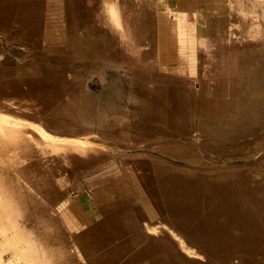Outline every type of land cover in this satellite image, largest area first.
<instances>
[{"label": "bare ground", "instance_id": "6f19581e", "mask_svg": "<svg viewBox=\"0 0 264 264\" xmlns=\"http://www.w3.org/2000/svg\"><path fill=\"white\" fill-rule=\"evenodd\" d=\"M60 2L64 1L0 0V32L7 38L20 39L24 52L31 53L15 65L0 60V156L8 158L6 163L0 161V264H118L122 256L123 264H226L224 254L239 257L242 252L235 251L240 246L233 234L262 236L264 222L244 213L243 207L236 209V203H230L224 191L214 187L213 181L223 184L230 176L225 175L228 170L213 177L209 171L206 178L211 182L205 185L182 186L177 177L183 173L194 179L196 171L144 154H111L83 143L85 140L78 135L94 131L121 141H143L166 136L171 130L190 134L199 116H220L222 111L232 109L240 113L241 102L251 108L241 89L264 93V83L257 86L252 78L261 72L258 76L264 80V62L258 64L259 60L251 59L254 53L264 59V44L257 45L253 41L256 39L242 40L234 45L235 53L214 58L212 64L205 58L204 47L198 46L197 73L193 76L200 81L201 89L195 90L177 74L126 63L121 39L110 45L97 41L90 25L83 24L82 10L81 14L73 9L60 13ZM73 2L85 1L67 0L68 4ZM208 3L206 9L197 5L196 21H211L210 31L221 29L219 12L229 5L228 0ZM217 3L221 6L216 10ZM100 4L110 23L116 25L114 2L103 0ZM158 6L168 7L158 0H136L127 10L131 29L148 42L143 53L146 57L158 46ZM173 10L168 7L167 12L177 19ZM232 17L230 26L239 24L238 18ZM63 25L69 26L62 32ZM241 25L233 32L244 37L255 34L244 33ZM238 55L246 58L239 64ZM58 57L70 58L77 68L59 66L53 62ZM205 65L209 73L232 71L236 76L227 81H210L204 76ZM108 68H122L121 74L131 86L138 85L142 93L128 92L119 106L101 103L87 83L91 76H97L106 85ZM244 77L247 81L243 83ZM28 116L35 120H28ZM142 119L148 128L128 129L130 121ZM163 150L191 156L193 149L190 144L176 141ZM254 154L250 156L254 161L241 170L248 174L252 170V178L263 177L264 157ZM100 169H104L100 181L118 191L115 196L108 194L106 203L88 206L70 199L72 194L66 195L71 186L64 171ZM121 177L128 180L133 191H124L122 197L118 187ZM249 189L252 203L259 196L264 200V188L259 187L261 193ZM57 201L63 207L60 212L53 209ZM94 207L101 213L99 219L94 218L96 213L93 216ZM95 233L100 235L96 237ZM229 236L232 240H228ZM248 254L261 255L251 264H264L263 252ZM214 256L219 261L214 262Z\"/></svg>", "mask_w": 264, "mask_h": 264}, {"label": "rangeland", "instance_id": "374dc122", "mask_svg": "<svg viewBox=\"0 0 264 264\" xmlns=\"http://www.w3.org/2000/svg\"><path fill=\"white\" fill-rule=\"evenodd\" d=\"M62 1L64 2H60L58 5L60 13L62 10L66 13L73 9L81 14L79 10H82L81 17L83 19V24L90 25L91 34L94 35V38L97 41L110 45L117 41L119 42L121 39L122 43L125 45V56L123 55V61L135 66H143L150 71L160 68V70L177 74L189 86L194 87L195 90L201 89L200 81L195 80V77L193 76L197 73L195 54L198 46L204 47L206 52L205 58H207L209 63L212 64L211 61H213L214 58L228 57L235 53L234 45L236 43H241L242 40L247 41L250 39H256L253 41L257 42V45L261 46L264 44V0H228L229 5H224L219 12L222 20L221 29L218 28L211 31L209 29L211 21H207L204 24L201 19V22H198L196 21L197 18L193 12L186 14L184 20L174 19V16H172L173 18H171V20L169 18V13L163 11L158 12L157 16L160 15L158 18L159 21H165V34L162 35V39L160 38L158 40V46L154 49L153 54L148 55L147 57L143 53H145V50L148 47V42H146L147 40L142 39L136 31L132 30L133 25L131 16L129 15V12H127V10L131 9L135 4L136 0H110L114 2L117 10L118 23L116 25L111 24L109 18L103 13V7L100 4L103 0H80L85 1L83 4L79 2L68 4L67 0ZM208 4L209 3L207 2V8ZM220 6L221 5L217 3L215 5L216 10ZM98 7L101 8L102 11L101 9H98ZM160 9H162L161 6ZM232 15L238 18L239 24L230 26L233 21ZM145 17L148 18L147 15ZM152 17L153 16L151 15L149 16L151 20H154ZM239 25L243 27L244 33L251 31L255 34L248 33V36L245 35L246 37H244L240 34L234 33L233 29ZM67 26L69 25H66V28ZM66 28L63 25L62 32ZM16 30L18 29L14 28V31ZM202 30L205 31L201 32ZM0 38V43H2L0 44V50L3 51L2 54H0V60H3L7 64L15 65L17 61L19 62L21 57L24 58L25 56L28 58L31 56V53L24 52L22 41L20 39L16 37V39L7 38L5 35L3 36L1 32ZM20 49H22V51ZM38 54L40 55V53ZM257 54L260 56L259 53H254L251 59L254 62L256 60L257 62L260 61L258 64H261L264 62V59L258 57ZM241 56L242 55L237 56L238 64L246 59ZM69 59L70 58L63 59V57H58L53 60V62L62 67L68 66L72 69L77 68L76 63L71 62ZM207 67V65L204 67V76L210 81H227L233 76H236L235 72L232 71L221 74L209 73ZM121 72H124L122 68H108L106 71V85H104L97 76H91L92 78H89L87 83L88 88L99 96L101 103L107 102L106 104H109L110 102L117 104L115 106H119V104L125 100L124 96L128 92L134 91L140 93L142 91L138 85L131 86L128 79H125L124 74L122 75ZM258 75L261 76V72L252 75L253 80L258 84L257 86H259L260 83H264V80L260 79L262 77ZM243 79V83L244 81H247L245 77ZM258 79H260V81ZM244 90H246V88ZM244 90L241 89L243 93L242 96L247 102L251 103V108H249L248 104H242L241 102L242 110H239L240 113H236L233 109L229 111L224 110L221 112L220 116L216 114L206 116V120H204L205 118H199L200 116L197 115V117L199 116V119L197 118L196 120L197 125L193 126L194 130H192L190 134L171 130L166 133V136L144 139L143 141L135 139L121 141L104 137L102 134L94 131L80 134L78 137L81 141L85 140L83 143L98 146L110 151L111 154L118 153L127 156H138V154H141L139 156H143L142 154H144V156L148 155L150 158H157L159 161L168 162L174 166L185 167L187 170L191 169L192 171H196L193 176L194 179L182 176L183 173L177 177L179 178L177 182L182 186L186 185V183L190 186L197 185L198 187L205 185V183L211 182L206 178L209 176V171L211 176L215 173L220 174L224 173V170H228L225 172V175L230 176L225 178L226 180L223 184L213 181L212 184L214 187L220 192L224 191L225 199L230 203H236V209L240 210V208L243 207L244 213H250L257 219H262L264 222V200L261 201L259 196L258 201L256 200V202L252 203V200H250V193L252 191L249 189L253 188V190L260 192L259 187L264 188V184L259 183L261 180L264 181V176L257 177L261 175H256L252 178V170L249 171L250 174H248L247 171L244 172L241 170L245 169L252 163V161H254L253 158L250 157L253 156V153H255L254 156L257 155L260 159L264 157V93L256 94V90H254V93H248L247 90V92ZM223 95H225V97L228 96L227 93H224ZM236 96L237 93L234 98H236ZM129 105L130 108H132L131 104ZM37 107L44 108L45 105H37ZM27 119L35 120L32 116H28ZM203 120L204 122L202 123ZM133 121H130L132 123L127 126L129 130L139 127L145 129L149 126L143 119L140 121ZM63 137L68 139L66 136ZM176 141H183L190 144L193 149L191 154L194 158L192 155L183 156L163 150L164 146L175 144ZM0 161H2L1 163H6L8 162V158L0 156ZM238 169L240 171L235 173ZM103 170L104 169H100L84 173L82 170L70 173L69 171L62 170V172L64 171L63 176L68 180V185L71 186L70 192L68 191L69 193L66 195L72 194L70 199L77 200L88 206L106 203L108 200V194L115 196L118 191L116 192L114 188H110L107 183L100 181L104 176L102 172ZM180 171L184 172L182 170ZM234 173L237 174V176ZM249 178L251 179V183L249 182ZM121 179V183H119L118 187H120L119 192L122 193L119 196L122 197L124 196V191L125 194H130L133 191L128 180H125L123 177H121ZM230 193H232L233 196H231ZM261 194L264 196V191ZM256 203L258 204L253 205ZM95 207L93 209L95 210L93 216L96 213L94 218L99 219L101 213L97 208L95 209ZM53 209L57 212H60L63 209L60 201H57V203L53 205ZM244 219H246L245 215ZM82 224L83 226H86V221H83ZM99 235V233H95L96 237ZM233 235L236 245L240 246V248H236L235 251H241L242 254L239 257L236 254H224V262H226V264H251L255 258L261 256L259 253L263 252L264 254V235L260 236L248 233H234ZM228 240H232V237L229 236ZM249 245L251 247H249ZM249 251L259 255L254 257V255L248 254ZM121 258H119V261H121H118V264H123L122 262L124 260L122 261ZM213 261H219V257L214 256Z\"/></svg>", "mask_w": 264, "mask_h": 264}, {"label": "crops", "instance_id": "0c3cea01", "mask_svg": "<svg viewBox=\"0 0 264 264\" xmlns=\"http://www.w3.org/2000/svg\"><path fill=\"white\" fill-rule=\"evenodd\" d=\"M160 3L164 2L166 3V6L169 7L170 9H174L173 11L176 12L177 15V20L179 19H185V15L188 14L189 12H193V14H195L196 12V8L197 5H200V8L205 7V9L207 8V2L208 0H158ZM206 4V6H205ZM168 7H166V9H160V6H158V11L157 12H167L168 11ZM168 13V12H167ZM158 15V14H157ZM160 16V15H159ZM158 16V18H159ZM173 14L170 13V19L172 18ZM195 16V15H194ZM157 18V25H158V40L161 38L162 39V35L165 34V21L163 20H158ZM172 20V19H171ZM164 23V24H163ZM162 26V27H161ZM162 29V30H161ZM164 29V30H163ZM125 47V45H124Z\"/></svg>", "mask_w": 264, "mask_h": 264}]
</instances>
